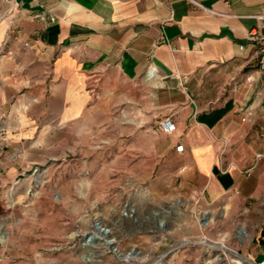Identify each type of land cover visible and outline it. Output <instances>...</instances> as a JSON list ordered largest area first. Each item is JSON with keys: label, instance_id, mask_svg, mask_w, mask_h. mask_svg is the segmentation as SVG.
I'll list each match as a JSON object with an SVG mask.
<instances>
[{"label": "crops", "instance_id": "1", "mask_svg": "<svg viewBox=\"0 0 264 264\" xmlns=\"http://www.w3.org/2000/svg\"><path fill=\"white\" fill-rule=\"evenodd\" d=\"M261 16L264 0H0V119L28 138L120 101L204 201L264 218Z\"/></svg>", "mask_w": 264, "mask_h": 264}, {"label": "rangeland", "instance_id": "2", "mask_svg": "<svg viewBox=\"0 0 264 264\" xmlns=\"http://www.w3.org/2000/svg\"><path fill=\"white\" fill-rule=\"evenodd\" d=\"M102 105L104 114L28 138L10 129L18 120L0 119V264L264 260V218L204 201L179 161L151 151L155 133L134 131L120 101ZM97 221L115 248L109 235L86 246Z\"/></svg>", "mask_w": 264, "mask_h": 264}, {"label": "built area", "instance_id": "3", "mask_svg": "<svg viewBox=\"0 0 264 264\" xmlns=\"http://www.w3.org/2000/svg\"><path fill=\"white\" fill-rule=\"evenodd\" d=\"M16 8H17V5H13V9H16ZM36 18L45 23H54L56 21L54 18L47 17L43 14L37 15ZM259 18L261 20H264V16H261ZM247 38H248V41L255 42L259 45V55H260L259 69L264 76V34H262L259 30L254 29L249 32ZM243 48L244 46H240V49H243ZM157 129L162 133L170 135L176 132V125L170 117H166L159 122ZM183 150H184V147L182 145L176 148L177 152H183ZM237 254L239 256H242L239 253ZM250 261L253 264H263L264 262V260L262 262H257L253 260H250ZM230 264H236V263H230Z\"/></svg>", "mask_w": 264, "mask_h": 264}, {"label": "bare ground", "instance_id": "4", "mask_svg": "<svg viewBox=\"0 0 264 264\" xmlns=\"http://www.w3.org/2000/svg\"><path fill=\"white\" fill-rule=\"evenodd\" d=\"M128 215V214H127ZM207 219V218H206ZM97 223H98V225H99V227L100 228H98L97 227V229H100V231H97V233H93V234H91L90 236L88 235L87 236V239H89L90 238V241L89 240H86V246H92L93 244H94V242L95 241H97V240H99V241H101V239H104V238H102L103 236H108L104 241H105V247L107 248V249H111L112 247L111 246H113L114 247V244L115 243H117V239L116 238H114L113 236H110L113 232H112V230H110V229H108L107 227H105L104 225H102L101 223H99L98 221H97ZM206 224V223H205ZM97 225V226H98ZM244 231V233H246V231L245 230H243ZM98 241V242H99ZM96 244V243H95ZM115 248V247H114ZM221 249L223 250V251H225L226 250V248L225 247H221ZM226 255V254H225ZM128 256L129 255H126V257L128 258ZM236 258L238 259V261L240 260L241 262H239V263H236V262H234V261H231L230 260V263H236V264H253L248 258H246V257H244V256H239L238 254L236 255ZM249 261H248V260ZM223 264H228L227 262H224Z\"/></svg>", "mask_w": 264, "mask_h": 264}, {"label": "water", "instance_id": "5", "mask_svg": "<svg viewBox=\"0 0 264 264\" xmlns=\"http://www.w3.org/2000/svg\"><path fill=\"white\" fill-rule=\"evenodd\" d=\"M84 241H86V240H89L90 241V238L89 239H87L86 237L83 239ZM263 264H264V262H263Z\"/></svg>", "mask_w": 264, "mask_h": 264}]
</instances>
